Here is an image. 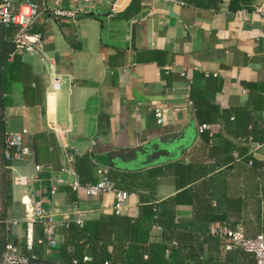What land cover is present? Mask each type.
<instances>
[{
	"label": "crops",
	"instance_id": "1",
	"mask_svg": "<svg viewBox=\"0 0 264 264\" xmlns=\"http://www.w3.org/2000/svg\"><path fill=\"white\" fill-rule=\"evenodd\" d=\"M26 1L42 7L44 0ZM176 1L49 0L63 9L82 6L73 18L39 8L31 30L40 34L48 63L17 54L24 72L0 93V129L25 128L30 149L7 163L0 142V219L7 236L0 252L10 239L37 254L32 263L60 264L57 243H39L41 226L28 220L33 204L59 228L77 214L82 222L135 218L140 202L152 196L155 204L168 200L170 236L179 238L184 253L255 264L238 249L222 251L211 230L240 223L247 237L264 234V2ZM154 107L161 108L160 124ZM189 122L194 135L177 158L137 170L108 165L111 152ZM199 124L206 125L201 132ZM98 168L132 173L121 182L128 195L118 213L112 193L85 196L69 186L74 179L95 183ZM17 175L25 184L11 182ZM166 234L151 225L146 237L164 245V257L174 248Z\"/></svg>",
	"mask_w": 264,
	"mask_h": 264
},
{
	"label": "trees",
	"instance_id": "2",
	"mask_svg": "<svg viewBox=\"0 0 264 264\" xmlns=\"http://www.w3.org/2000/svg\"><path fill=\"white\" fill-rule=\"evenodd\" d=\"M230 1L232 3L234 0ZM15 29L14 25L0 24V93L10 81L19 80L25 69L19 56L13 52L12 36ZM131 175L130 172L114 170L106 174L117 188L121 187V182L128 181ZM144 199L138 206L135 218L120 216L104 219L107 217L99 216L97 219L83 221L80 225L67 221L57 227V233L62 235V241L55 246L60 264H218L214 260H202L198 253H184L179 238L170 236L172 225L168 219L171 214L163 209V206H168V200L155 204L152 196ZM151 225H158L167 233L168 240L175 241L174 248L168 249L166 257L162 243L146 242ZM213 235L221 249V240L216 234ZM107 245L111 246L110 251H107ZM234 253L240 257L242 254H250L241 250Z\"/></svg>",
	"mask_w": 264,
	"mask_h": 264
},
{
	"label": "built area",
	"instance_id": "3",
	"mask_svg": "<svg viewBox=\"0 0 264 264\" xmlns=\"http://www.w3.org/2000/svg\"><path fill=\"white\" fill-rule=\"evenodd\" d=\"M90 0H82V3H88ZM174 1L176 0H164ZM264 2V0H263ZM42 7L26 0H0V24L14 25L16 27L12 36L13 52L18 55H36L44 62L48 63V56L42 48L41 37L38 32L31 31V25L42 10L55 18H73L77 12H82V6L76 9H63L58 7L56 3H50L49 0H44ZM85 6V5H83ZM40 8V10H39ZM182 74V73H181ZM52 88H56L55 77L51 72ZM155 122L160 124L162 121L161 108L154 107L152 109ZM206 128L205 124H199L196 127L197 132H201ZM26 133L25 128L19 130H4L2 157L8 162L19 161L30 154L29 147L23 142V135ZM250 164V162H248ZM37 167V166H36ZM96 173L99 179L93 183H78L75 179L69 183L71 190L78 193L81 192L85 196H98L106 192L113 194L112 209L114 213H118L124 205L128 193L125 190L119 189L107 178L106 171L97 169ZM13 184H25L24 176H12ZM78 213V211H75ZM29 221L37 222L41 226V238L39 243H44L48 247H53L57 243L58 222L53 215L46 212L40 205L33 204L29 214ZM74 222L78 225L82 222V217L76 215ZM14 225L15 221H11ZM221 240V250L229 251L239 249L250 253L255 264H264V234H256L253 237H247L244 234L243 227L240 223L232 227L220 225L211 230ZM170 245H175V241L171 239ZM167 251L165 250V253ZM37 255L33 252H22L10 239L4 245L0 254V264H30L36 260ZM85 259V257H83Z\"/></svg>",
	"mask_w": 264,
	"mask_h": 264
},
{
	"label": "water",
	"instance_id": "4",
	"mask_svg": "<svg viewBox=\"0 0 264 264\" xmlns=\"http://www.w3.org/2000/svg\"><path fill=\"white\" fill-rule=\"evenodd\" d=\"M194 130L189 122L181 130L164 133L129 148L111 152L108 165L125 170H137L178 157L192 141Z\"/></svg>",
	"mask_w": 264,
	"mask_h": 264
},
{
	"label": "rangeland",
	"instance_id": "5",
	"mask_svg": "<svg viewBox=\"0 0 264 264\" xmlns=\"http://www.w3.org/2000/svg\"><path fill=\"white\" fill-rule=\"evenodd\" d=\"M0 128H1V125H0ZM3 132H4V130L2 129H0V142H1V140H2V138H3ZM4 168L2 167V163H1V157H0V183H1V181H2V179L4 180V177H3V175H4ZM2 172V173H1ZM3 174V175H2ZM5 176V175H4ZM1 197V196H0ZM0 205H1V199H0ZM1 206H0V214H1ZM1 220V219H0ZM3 221L1 220L0 221V251H1V244H2V239H6V237L7 236H5V231H4V229L2 230L1 229V227H2V223ZM3 236V237H2ZM5 237V238H4ZM1 253V252H0ZM31 264H44V263H42V262H40V263H31Z\"/></svg>",
	"mask_w": 264,
	"mask_h": 264
}]
</instances>
